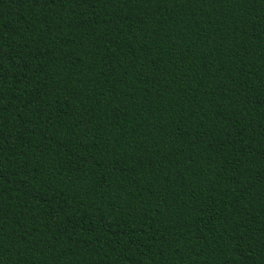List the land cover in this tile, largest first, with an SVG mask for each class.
<instances>
[{
	"label": "trees",
	"instance_id": "1",
	"mask_svg": "<svg viewBox=\"0 0 264 264\" xmlns=\"http://www.w3.org/2000/svg\"><path fill=\"white\" fill-rule=\"evenodd\" d=\"M0 264H264V0H0Z\"/></svg>",
	"mask_w": 264,
	"mask_h": 264
}]
</instances>
